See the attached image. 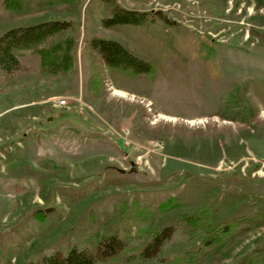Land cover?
I'll use <instances>...</instances> for the list:
<instances>
[{
    "label": "rangeland",
    "instance_id": "obj_1",
    "mask_svg": "<svg viewBox=\"0 0 264 264\" xmlns=\"http://www.w3.org/2000/svg\"><path fill=\"white\" fill-rule=\"evenodd\" d=\"M1 1L0 35L64 21L75 42L65 73L0 74V264L112 232L130 254L172 224L165 262L140 264H264V0H116L169 22L149 28L103 27V0ZM93 38L154 71L107 66Z\"/></svg>",
    "mask_w": 264,
    "mask_h": 264
},
{
    "label": "trees",
    "instance_id": "obj_2",
    "mask_svg": "<svg viewBox=\"0 0 264 264\" xmlns=\"http://www.w3.org/2000/svg\"><path fill=\"white\" fill-rule=\"evenodd\" d=\"M76 0H52L50 4L68 3L74 5ZM112 9L101 20L103 27L136 26L149 28L156 25H168L164 16L152 12H137L119 6L116 0H103ZM5 10L23 11L21 0H2ZM1 20V17H0ZM157 27V26H156ZM74 27L70 22L45 21L30 25L11 27L0 35V74L8 79L41 72L50 76L65 73L73 63L71 47L75 42L72 33ZM62 32H70L60 39ZM92 50L107 66L131 75L150 74L154 71L151 63L138 56L132 50L114 40L91 39ZM264 220V219H263ZM174 224L161 227L155 231L147 243L138 251L125 254L127 239L118 232L102 236L94 249L71 243L67 252L46 254L39 261L26 264H97L106 259H116L118 264H140L147 261H162L159 258L162 247L176 234Z\"/></svg>",
    "mask_w": 264,
    "mask_h": 264
},
{
    "label": "built area",
    "instance_id": "obj_3",
    "mask_svg": "<svg viewBox=\"0 0 264 264\" xmlns=\"http://www.w3.org/2000/svg\"><path fill=\"white\" fill-rule=\"evenodd\" d=\"M65 100H60L59 102H57V105L59 104V105H65Z\"/></svg>",
    "mask_w": 264,
    "mask_h": 264
}]
</instances>
